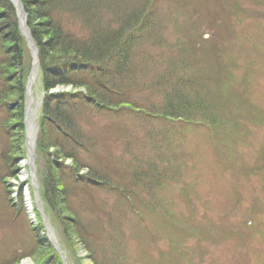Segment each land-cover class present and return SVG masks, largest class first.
Instances as JSON below:
<instances>
[{"label": "rangeland", "instance_id": "374dc122", "mask_svg": "<svg viewBox=\"0 0 264 264\" xmlns=\"http://www.w3.org/2000/svg\"><path fill=\"white\" fill-rule=\"evenodd\" d=\"M63 3L60 19L79 36L90 31L85 14L104 26L99 28L102 33L119 26L121 19L113 16L107 3L118 4L119 8H124L120 4L129 6L133 22L137 18L138 23L143 20L138 26L144 25L143 32L135 38L140 41L130 62L135 72L123 83L126 91L115 96L113 106L80 100L87 93L79 86L70 90L54 86L47 92L40 72L32 88H28V78L25 83L23 110L28 99H32L38 129L45 106L44 92L55 93L49 104L54 109L57 95L64 93L62 110L57 111H62L65 117L70 113L77 135H83L84 139L75 132L71 134L89 148L88 153L82 152L87 165L80 166L75 173L84 172L109 183L85 188L82 181L76 182L74 178L65 183L72 208L84 224V237L80 236L81 241L75 239L79 264H166L163 257L166 246L168 259H178L176 264H257L255 248L264 256V241L259 240L260 235L248 247L249 232L256 229H250L245 219L255 214L259 230L264 231V208L251 209L248 203L238 202V194L242 191L252 199L254 194L264 193L263 182L257 181L258 174L264 172V0H91L89 4L85 0H65ZM133 8L140 10L134 12ZM71 16L76 20L71 21ZM24 39L25 55L19 66L28 76L33 55L31 41L25 36ZM182 56L186 64L180 73L203 74L207 85L211 82L218 88L222 84L227 86L224 94L217 91L213 97L216 101L227 98L235 107L218 109L219 129L213 131L230 136L236 144L231 149L213 144V133L205 125L191 124L186 129L180 125L177 131L184 132L172 135L165 123L156 119L154 114L161 110L159 106L165 99L163 90L172 89L163 86L160 80L171 70L177 72ZM156 79L159 85L155 84ZM230 81L237 89H246L250 104L244 103L240 91H232ZM201 91L206 95L202 88ZM209 99L212 100L211 96ZM73 106L74 110L69 112ZM139 107L147 108L150 115L141 116ZM247 109L253 113L254 122L245 128L237 127L241 124L240 117L247 116ZM198 111L200 114L192 117H204ZM53 116L64 125L58 113ZM140 117H147L149 124ZM54 126L50 123L48 133L56 138ZM64 126L72 132L71 126ZM25 131L26 125L23 129L8 127L6 110L0 106V264H31L34 259L32 226H37L42 208L34 203L37 209L33 220L23 198L18 197L20 184L12 176L17 165L21 168L19 160L27 155ZM62 132L69 139L72 137ZM64 142L61 138V143ZM54 148L44 141V149L35 151L40 185L46 174V154ZM226 150L237 156L240 165L236 171L252 166L254 176L222 175L228 155H218L216 151ZM57 154L61 157V152L56 157ZM60 159L69 166L73 160L69 156ZM155 177L161 179L160 184ZM250 182L252 185L246 186ZM43 203L61 248L69 255L65 264H75L65 249L61 227L48 213L44 200ZM168 219L169 223L165 222ZM163 222L167 227H161ZM176 225L181 229L176 228L173 240L165 238ZM191 251L193 259L186 258Z\"/></svg>", "mask_w": 264, "mask_h": 264}, {"label": "trees", "instance_id": "16d2710c", "mask_svg": "<svg viewBox=\"0 0 264 264\" xmlns=\"http://www.w3.org/2000/svg\"><path fill=\"white\" fill-rule=\"evenodd\" d=\"M64 1L23 0L28 13V23L39 46L43 86L47 92L50 87L57 84L72 83L75 86H84L87 94L83 95L80 100L84 99L89 100L87 102L105 103L113 106L115 96L122 95V92L126 91L123 89V83L125 84L127 78H130L135 72L132 70L130 62L135 45L140 41H135V38L144 30L143 24L138 26L143 20L138 23L139 20L136 18V21L133 22V17L129 15L130 7L127 5L120 4L124 8H119L118 4L110 6L107 3L113 16L121 19L119 26L102 33L99 28L104 26L97 21H91V18L85 14L84 18L86 22L89 21L90 31L88 30L86 34L79 36L75 29L72 27L70 29L69 25L60 19V14L64 12ZM85 2L89 4L91 0H85ZM140 8H133V11L136 12L137 9L139 11ZM141 14L144 15V13ZM70 20L74 21L76 17L71 16ZM133 23L134 26L130 27ZM24 55L25 39L19 28L15 6L11 0H0V106L6 110L7 126L10 128L20 127L23 129L25 125L23 109L27 75L20 71ZM181 78V75L173 73V71L171 74L163 75L162 80L158 78L161 83L172 87L165 94V101L162 105L164 109L161 110L163 117L158 118L165 122L166 129L171 130L174 134L178 132V126L182 125L187 128L191 125L192 119L198 118L202 125L208 127L209 132L212 131L213 144L228 150L231 149L236 145L233 139L223 132L214 133L213 131L219 129L217 120L220 119L217 111L218 109L221 110L220 103L213 96H211L212 100H208L200 90L183 93L180 87L176 88L181 84ZM158 79L155 80V84L158 83ZM246 94V89H240L244 103L250 104V97ZM52 95L55 93L47 94L44 99L45 106L43 116L40 119V132L37 141L38 150L44 149V141L45 145L53 144L55 147L53 152L48 151L49 153L46 154L48 159L46 158L45 163L46 174H43L41 178V194L48 213L61 227L65 247L74 258L75 264H79L81 258L76 257L75 239H80V236L84 237V224L72 208L69 189L65 183L71 178H76V182L82 181L81 186L83 188L92 187V185L103 186L109 183L103 181L104 179L99 176L98 178L101 179H96L90 174L84 175L83 179L80 180V177L75 173L80 166L87 165V160L82 152L88 153L89 148L71 134L75 132L76 136L84 139L83 135H77L75 124L71 123L70 113L65 117L62 111H57L58 109L62 110L61 99L64 93L57 95L58 101L55 109L49 106ZM18 99H20L19 104L16 103ZM198 110H200L201 115L204 114V117H191L190 115L188 121H185L180 115L182 112L194 114L199 112ZM247 111V116L240 117L242 119L241 124L237 123V127L245 128L250 125V122H254L251 117L253 113L250 112V109ZM55 113L61 116L64 125L71 126L72 132H68L66 126L56 120L53 116ZM48 116H52L54 120L52 121ZM50 123L55 124L56 138L48 133ZM62 130L68 135L71 134L73 140L69 139ZM181 133L183 132L179 131L177 135ZM47 138H53L54 141L51 142L49 139L47 141ZM61 138L65 139V146L61 143ZM57 152H61V157H72V164L70 166L64 165V160L60 159L58 154L56 157ZM216 152L218 155H228L225 160L226 165L222 168L223 172L233 171L238 176L243 177L254 174L255 171L252 170V166H247L240 172L235 170L238 162L235 153L227 150ZM16 154H19L18 150H16ZM52 154H55V157H52ZM155 178L156 183L160 184L161 179ZM238 202L245 203L243 193L240 194ZM250 208L253 210L257 208V202L250 203ZM251 221L252 224L248 227L256 229V234L259 229L255 214L251 217ZM40 224L42 227V223ZM32 230L35 241V252L32 253L33 264H62L60 254L51 242L45 236H41L35 228L32 227ZM249 234H251L250 237L254 232L250 231ZM167 238L173 240V236H167ZM163 257L166 258V264L178 262V259L173 257L168 259V247L165 249Z\"/></svg>", "mask_w": 264, "mask_h": 264}, {"label": "bare ground", "instance_id": "6f19581e", "mask_svg": "<svg viewBox=\"0 0 264 264\" xmlns=\"http://www.w3.org/2000/svg\"><path fill=\"white\" fill-rule=\"evenodd\" d=\"M21 18H22V24L24 25L23 16ZM34 63H35V65L33 67V70H32L31 76H30V80H29V87L30 88L33 87L34 82H35V80H36V78L38 76V63H37V60H35ZM186 84L188 85V83H186ZM205 86H206V83H202L201 84V87H205ZM32 92H33V90H32ZM223 100L226 103H228L227 98H224ZM220 101H221V99H219L218 103L222 102V101L221 102ZM29 105L31 107H30V110H29V114L30 115H29V124H28V136H29V139H28V150L32 151L33 150L34 133H35V126H34L33 120L35 119V117L37 115V110L33 108V100L32 99H30ZM228 105L230 107H235V105L233 103H228ZM180 115L185 121H188V117H190V114H188L186 112H182ZM191 124L192 125H194V124L202 125L198 118L192 119ZM30 166H31V163H30L29 157H24L23 160L21 161V171L19 170V172H14L12 174V176L14 177V180L18 184H20V185H18V189L19 188H23L26 206H27V208H28V210L30 212V215L34 218V217H36V212H35V205H34L35 199H34V196H33L32 189L34 188L37 192H38V189L32 185V182L30 180L31 174L34 173V171H32ZM33 180L37 182V178H33ZM36 200H37V203H39L40 206H41L42 198L39 195V193H37V195H36ZM45 218H46V215H45ZM45 234L57 246L61 247L60 242H59V240L57 238L56 232H55V230L52 227L50 222H48L45 225ZM33 261H34V259H33Z\"/></svg>", "mask_w": 264, "mask_h": 264}, {"label": "water", "instance_id": "95a60500", "mask_svg": "<svg viewBox=\"0 0 264 264\" xmlns=\"http://www.w3.org/2000/svg\"><path fill=\"white\" fill-rule=\"evenodd\" d=\"M30 36H31V33L29 32ZM33 170L35 171V167H33ZM46 222V221H45ZM59 247V246H58ZM60 249V247H59ZM61 250V249H60ZM61 253H62V250H61ZM63 255V254H62ZM63 257L65 258V255H63Z\"/></svg>", "mask_w": 264, "mask_h": 264}]
</instances>
